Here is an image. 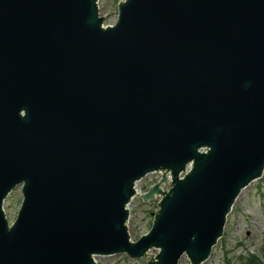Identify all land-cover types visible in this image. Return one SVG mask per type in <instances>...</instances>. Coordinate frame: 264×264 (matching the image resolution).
<instances>
[{
	"label": "water",
	"instance_id": "water-1",
	"mask_svg": "<svg viewBox=\"0 0 264 264\" xmlns=\"http://www.w3.org/2000/svg\"><path fill=\"white\" fill-rule=\"evenodd\" d=\"M117 11L103 27L96 0H0V264H200L263 174L264 0ZM164 170L171 187L139 196L161 199L131 242L135 183Z\"/></svg>",
	"mask_w": 264,
	"mask_h": 264
},
{
	"label": "rangeland",
	"instance_id": "rangeland-1",
	"mask_svg": "<svg viewBox=\"0 0 264 264\" xmlns=\"http://www.w3.org/2000/svg\"><path fill=\"white\" fill-rule=\"evenodd\" d=\"M98 11L103 16V24L110 26L118 17L117 7L122 0H96ZM159 179L157 174L148 175L137 183L138 189L147 190L153 182ZM22 200L21 186L13 189L3 202V210L8 222L16 216ZM157 199L143 202L133 199L129 206L127 223L131 241H136L149 232ZM234 205L227 214L224 231L217 243L211 248L210 255L202 260V264H264V171L260 178L240 191ZM158 249L148 250L155 254ZM95 264H147V260L130 258L126 254L109 256L98 255ZM200 263V264H201ZM178 264H191L184 255Z\"/></svg>",
	"mask_w": 264,
	"mask_h": 264
},
{
	"label": "bare ground",
	"instance_id": "bare-ground-1",
	"mask_svg": "<svg viewBox=\"0 0 264 264\" xmlns=\"http://www.w3.org/2000/svg\"><path fill=\"white\" fill-rule=\"evenodd\" d=\"M239 195H240V194H239ZM239 195H238L236 198H238V197H239ZM205 260H207V259H204V261H205ZM95 261H96V260H95ZM96 262H97V261H96ZM202 262H203V261H202ZM201 264H202V263H201Z\"/></svg>",
	"mask_w": 264,
	"mask_h": 264
}]
</instances>
